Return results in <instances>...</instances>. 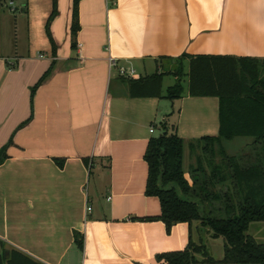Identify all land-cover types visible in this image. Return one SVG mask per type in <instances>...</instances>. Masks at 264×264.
I'll return each mask as SVG.
<instances>
[{"label": "crops", "instance_id": "1", "mask_svg": "<svg viewBox=\"0 0 264 264\" xmlns=\"http://www.w3.org/2000/svg\"><path fill=\"white\" fill-rule=\"evenodd\" d=\"M56 9L52 46V0H0V247L28 264H164L199 237L154 220L147 144L163 126L182 139L190 181L188 143L219 135V100L187 85L174 101L129 98L118 69L136 80L184 55L264 59V0H81L74 37L73 1Z\"/></svg>", "mask_w": 264, "mask_h": 264}, {"label": "trees", "instance_id": "2", "mask_svg": "<svg viewBox=\"0 0 264 264\" xmlns=\"http://www.w3.org/2000/svg\"><path fill=\"white\" fill-rule=\"evenodd\" d=\"M72 1L74 37L81 0ZM56 16V0H52L45 26L52 46L49 27ZM46 76L33 87L31 96ZM165 76L174 77L175 83L162 95ZM184 81L189 97L219 100V135L188 143L201 152L189 169L190 181L183 171L184 141L164 126L160 135L149 140L144 155L148 166L145 194L157 198L161 209L154 220L164 223L167 231L181 223L191 231L195 224L199 237L197 242L189 238L184 250L156 259L164 264H215L204 244L209 236L223 240V256L218 263L264 264V244L247 234L252 223H264V59L184 55L170 60L160 74L123 82L129 98L174 101L185 94ZM238 137L251 140L247 157L230 156L221 146ZM6 158L5 147L0 150V165ZM77 243L81 248L82 241L77 239ZM29 262L21 254L0 247V264Z\"/></svg>", "mask_w": 264, "mask_h": 264}, {"label": "rangeland", "instance_id": "3", "mask_svg": "<svg viewBox=\"0 0 264 264\" xmlns=\"http://www.w3.org/2000/svg\"><path fill=\"white\" fill-rule=\"evenodd\" d=\"M174 77L172 76H165L163 78V89H166L168 86H171L174 84ZM184 87H186L187 82L184 81L183 83ZM251 143V140L248 138H234L232 141L229 142H223L221 146L223 147L224 151L230 155V156H236V157H247L249 154V145ZM199 152L196 150V153ZM196 153H192V155L189 156V153L186 154V165H191L190 167H194L195 161L198 156H201V152H199L198 155ZM264 227V223H252L247 231V234L251 236L257 243L263 242L264 235H257L255 233L256 229H261ZM262 232V230H261ZM208 237L206 238V240ZM206 240L204 241V244L206 245ZM209 256L216 258L219 256L222 252L223 248V240L221 238L214 240L210 243V246L206 245Z\"/></svg>", "mask_w": 264, "mask_h": 264}, {"label": "built area", "instance_id": "4", "mask_svg": "<svg viewBox=\"0 0 264 264\" xmlns=\"http://www.w3.org/2000/svg\"><path fill=\"white\" fill-rule=\"evenodd\" d=\"M12 5H13V3L9 2V6H12ZM108 64H109V69L114 70L117 67L116 61H114L113 59H109L108 60ZM118 74H119L120 77L125 78V79H130L131 80V79H135L136 78L135 71L132 68H130V67L129 68H119L118 69ZM153 133H154V128L151 127L149 129V134L151 135ZM90 211H91V208L87 207L86 212L90 213Z\"/></svg>", "mask_w": 264, "mask_h": 264}]
</instances>
